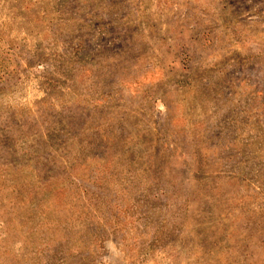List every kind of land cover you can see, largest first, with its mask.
I'll use <instances>...</instances> for the list:
<instances>
[{
	"label": "rangeland",
	"instance_id": "374dc122",
	"mask_svg": "<svg viewBox=\"0 0 264 264\" xmlns=\"http://www.w3.org/2000/svg\"><path fill=\"white\" fill-rule=\"evenodd\" d=\"M0 264H264V0H0Z\"/></svg>",
	"mask_w": 264,
	"mask_h": 264
}]
</instances>
